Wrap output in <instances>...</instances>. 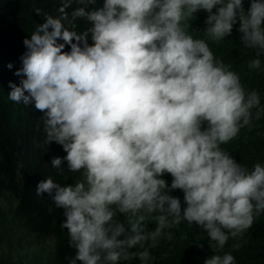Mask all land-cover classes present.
Instances as JSON below:
<instances>
[{
  "label": "clouds",
  "instance_id": "1",
  "mask_svg": "<svg viewBox=\"0 0 264 264\" xmlns=\"http://www.w3.org/2000/svg\"><path fill=\"white\" fill-rule=\"evenodd\" d=\"M73 2L82 6L69 14ZM244 3L61 0L56 16L36 9L44 20L23 41L19 84L9 82L5 100L33 106L43 145L66 153L51 166L63 175L66 163L80 174L70 184L49 177L36 186L63 210L61 227L75 249L69 264H148L165 230L184 221L201 228L216 252L264 213V164L249 170L221 148L264 107L208 44L239 24L241 42L256 50L248 67L261 69L264 0H249L247 10ZM201 10L208 13L204 38H194L189 21ZM79 19L86 30H77ZM204 264L236 262L229 252Z\"/></svg>",
  "mask_w": 264,
  "mask_h": 264
},
{
  "label": "trees",
  "instance_id": "2",
  "mask_svg": "<svg viewBox=\"0 0 264 264\" xmlns=\"http://www.w3.org/2000/svg\"><path fill=\"white\" fill-rule=\"evenodd\" d=\"M102 2L97 0V4L90 7H99ZM81 6L73 2L67 11L70 14ZM249 6V0H245V10ZM59 7L61 0H0V264H48L49 259L53 264H69V258L75 257L68 232L61 227L63 210L57 208L47 194L37 195L36 186L49 177L61 185L70 184L79 179L80 174L68 172L66 163L62 165L63 175L51 166L53 157L62 158L66 153L59 144L43 145V124L33 106L9 105L5 100L9 82L19 84L20 77L14 73L21 67L20 57L26 51L23 41L30 38L44 20L42 14H36V9L56 16ZM207 16L208 13L201 10L189 21L188 31L194 38H204L199 30L206 27ZM76 23L78 31L89 27L83 19ZM238 28L239 24L231 36L220 42L208 40V44L217 59L240 75L246 92L255 90L259 93L261 107H264V56L260 57L261 69H249V62L256 58V50L244 46ZM68 50L66 47L65 51ZM6 59L14 65L12 69L4 65ZM255 111L253 109V113ZM221 148L249 170L256 163L264 164V116L259 120L253 116L252 125L241 128L237 137L222 144ZM163 178L171 184L170 174ZM172 194L183 202L182 191ZM118 219L123 220V217ZM155 227L154 222L148 225L150 231ZM44 243L56 249L54 258L46 257V251L39 254L38 245ZM211 243L214 242L201 228L184 221L165 230L157 246L150 249L148 264H204L214 254L229 252L235 257L236 264H264V213L255 217L253 225L241 237H230L223 250L214 252L209 246ZM139 250H142L139 246L132 249ZM120 264L142 262L137 258Z\"/></svg>",
  "mask_w": 264,
  "mask_h": 264
},
{
  "label": "rangeland",
  "instance_id": "3",
  "mask_svg": "<svg viewBox=\"0 0 264 264\" xmlns=\"http://www.w3.org/2000/svg\"><path fill=\"white\" fill-rule=\"evenodd\" d=\"M47 244V245H46ZM44 243V244H40V245H38V248L40 249V250H42V249H45L46 250V254H45V256L46 257H55L57 254H56V249L55 248H53L50 244H48V243ZM51 252V253H48V252ZM47 263L48 264H51L52 263V260H47Z\"/></svg>",
  "mask_w": 264,
  "mask_h": 264
}]
</instances>
